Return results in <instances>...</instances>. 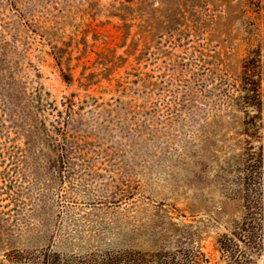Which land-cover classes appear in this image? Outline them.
Here are the masks:
<instances>
[{
	"label": "rangeland",
	"instance_id": "374dc122",
	"mask_svg": "<svg viewBox=\"0 0 264 264\" xmlns=\"http://www.w3.org/2000/svg\"><path fill=\"white\" fill-rule=\"evenodd\" d=\"M181 250L264 264V0H0V264Z\"/></svg>",
	"mask_w": 264,
	"mask_h": 264
},
{
	"label": "trees",
	"instance_id": "16d2710c",
	"mask_svg": "<svg viewBox=\"0 0 264 264\" xmlns=\"http://www.w3.org/2000/svg\"><path fill=\"white\" fill-rule=\"evenodd\" d=\"M250 63V62H249ZM253 70L246 69V75L253 76ZM252 88L246 89L247 94L244 96L246 104L259 103L260 94L258 92V85L252 79L249 84ZM254 207H250L247 213V218L237 228L238 231L229 235L221 236L217 241V249L222 257L233 263H247L250 261L253 254L260 248L261 226L258 224V213L255 212ZM240 242L244 244V248ZM178 259L184 264H201L207 262L205 255L200 251L181 250L175 254Z\"/></svg>",
	"mask_w": 264,
	"mask_h": 264
}]
</instances>
